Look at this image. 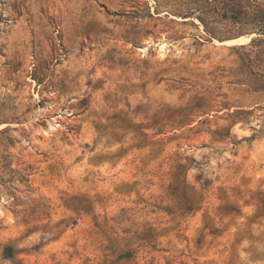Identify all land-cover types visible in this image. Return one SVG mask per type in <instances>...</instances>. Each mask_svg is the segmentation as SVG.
<instances>
[{"label": "rangeland", "instance_id": "374dc122", "mask_svg": "<svg viewBox=\"0 0 264 264\" xmlns=\"http://www.w3.org/2000/svg\"><path fill=\"white\" fill-rule=\"evenodd\" d=\"M263 31L264 0H0V264H264Z\"/></svg>", "mask_w": 264, "mask_h": 264}, {"label": "trees", "instance_id": "16d2710c", "mask_svg": "<svg viewBox=\"0 0 264 264\" xmlns=\"http://www.w3.org/2000/svg\"><path fill=\"white\" fill-rule=\"evenodd\" d=\"M262 34H264V31H263V33ZM1 133H3V131H1L0 132V134ZM11 178H7V176L5 175V173L2 175V178H1V181L3 182V183H6V182H10L11 180H10ZM10 250H11V252H12V249H9V248H6V253L7 252H10Z\"/></svg>", "mask_w": 264, "mask_h": 264}]
</instances>
